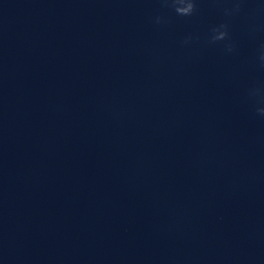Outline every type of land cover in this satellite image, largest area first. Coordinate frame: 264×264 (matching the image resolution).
Wrapping results in <instances>:
<instances>
[{
    "label": "water",
    "instance_id": "water-1",
    "mask_svg": "<svg viewBox=\"0 0 264 264\" xmlns=\"http://www.w3.org/2000/svg\"><path fill=\"white\" fill-rule=\"evenodd\" d=\"M254 56L149 159L0 264H264V88Z\"/></svg>",
    "mask_w": 264,
    "mask_h": 264
},
{
    "label": "clouds",
    "instance_id": "clouds-1",
    "mask_svg": "<svg viewBox=\"0 0 264 264\" xmlns=\"http://www.w3.org/2000/svg\"><path fill=\"white\" fill-rule=\"evenodd\" d=\"M200 0H159L161 7L174 13L181 18L195 16L199 9ZM212 4L220 6L222 20L211 26L207 34V43L222 46L226 54H233L236 51V43L231 35L232 21L240 16H245L250 21L249 34L255 39L258 32L256 21L264 14V4L260 0H210ZM153 22L158 26H164L169 22L167 13H161L153 18ZM198 36L188 34L182 41L187 46L198 40ZM255 62L258 67L264 69V42L259 43L256 49ZM247 96L255 103H264V88L252 87L248 90ZM257 115L264 118V108H255Z\"/></svg>",
    "mask_w": 264,
    "mask_h": 264
}]
</instances>
